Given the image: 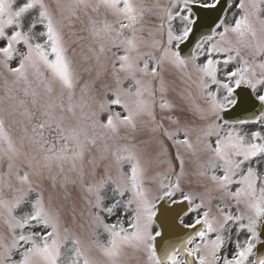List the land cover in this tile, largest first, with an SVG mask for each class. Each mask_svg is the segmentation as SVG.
I'll use <instances>...</instances> for the list:
<instances>
[{
    "label": "snow or ice",
    "instance_id": "1",
    "mask_svg": "<svg viewBox=\"0 0 264 264\" xmlns=\"http://www.w3.org/2000/svg\"><path fill=\"white\" fill-rule=\"evenodd\" d=\"M264 0H0V264H264Z\"/></svg>",
    "mask_w": 264,
    "mask_h": 264
},
{
    "label": "water",
    "instance_id": "2",
    "mask_svg": "<svg viewBox=\"0 0 264 264\" xmlns=\"http://www.w3.org/2000/svg\"><path fill=\"white\" fill-rule=\"evenodd\" d=\"M262 238L264 239V236H262ZM259 254H264V248H259Z\"/></svg>",
    "mask_w": 264,
    "mask_h": 264
}]
</instances>
